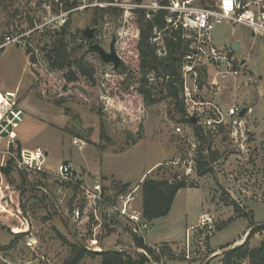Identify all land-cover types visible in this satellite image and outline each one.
Listing matches in <instances>:
<instances>
[{
  "label": "rangeland",
  "instance_id": "374dc122",
  "mask_svg": "<svg viewBox=\"0 0 264 264\" xmlns=\"http://www.w3.org/2000/svg\"><path fill=\"white\" fill-rule=\"evenodd\" d=\"M142 1L0 0V44L7 36L16 39L0 49V101L25 112L17 126L3 132L0 162L8 161L2 150L14 136L19 147L48 151L47 163L56 170L64 163L82 180L100 177L106 188L132 190V204L140 210L148 177L187 179L195 187L179 190L171 211L152 220L144 239L170 249L163 264H222L233 246L226 245L244 242L252 231L249 216L264 226V37L245 24H216L214 42L231 49L238 73L223 77L210 64L200 66L202 90L196 98L248 111L217 128L198 124L201 138L172 98L148 104L138 91L142 72L133 55L138 29L129 9ZM217 1L192 2L211 7ZM91 29L107 50L117 36L119 68L89 49L85 30ZM58 36H64L69 52L75 48L73 55H85L94 80L73 67L78 79L68 81V67L51 65L47 54ZM152 70L158 80H147L149 86L166 90L163 76ZM186 108L188 117L195 109L188 102ZM75 138L85 145L74 144ZM208 148L216 160L200 175L199 151ZM82 203L80 220L74 186L55 172L38 174L18 166L9 174L0 171V264H64L72 249L63 237L93 252L136 248L126 218L112 219L107 206L100 210L93 202ZM202 213L211 215L213 232L200 222ZM188 235L190 259L184 256ZM263 240L264 229L250 237L252 246ZM80 264H101V257L88 255Z\"/></svg>",
  "mask_w": 264,
  "mask_h": 264
},
{
  "label": "built area",
  "instance_id": "2783aa9c",
  "mask_svg": "<svg viewBox=\"0 0 264 264\" xmlns=\"http://www.w3.org/2000/svg\"><path fill=\"white\" fill-rule=\"evenodd\" d=\"M193 0H143L135 2L129 12L134 17V10L143 9L146 11V18H152L155 13L161 10H167L170 14H174L173 25L182 28V37L187 45V52L183 57L181 66V76L183 79V93L185 101L191 104L195 109L190 111L191 116L197 117L198 121L195 125H201L208 128H217L222 125L227 118H239L242 107L233 105L228 109H224L220 105L213 102H204L197 100V95L201 92L200 75L198 68L204 64L214 66L220 75L228 76V74L238 73L234 69L235 58L231 54L228 47L218 46L214 42L213 30L217 23L228 20L232 23L245 24L253 29L255 35L264 37V0H218L215 6H198L192 2ZM173 16L168 17L171 21ZM139 31L137 32L138 36ZM155 35L151 37V42H162V32L155 27ZM16 39L10 36L6 37L5 42L0 44V49L7 44L14 42ZM165 46L160 45L159 54H164ZM147 79L150 84L158 80L155 70L148 72ZM164 80V77H162ZM207 105V107H205ZM2 116L0 118V145L3 143V132H10L24 118V110L14 106H3ZM3 119V120H2ZM5 130V131H4ZM74 144L82 147L85 141L75 138ZM10 160L12 166H18L29 172L38 174L56 173L62 181L74 186L76 191V201L79 207L74 212L77 218L83 213V203H95L100 208L107 206L110 211V217L117 219L126 218L130 225L132 233L146 238V232L152 225V221L144 216L142 210L136 208L132 204V190L126 191L106 188L104 180L100 177L94 178L92 181L82 180L77 172L71 166L62 163L57 170L54 166L47 163V151L41 146L35 148L19 147L14 136H10L7 141L6 148L2 150ZM181 157L178 158V162ZM7 163V162H6ZM81 206V207H80ZM77 207V206H76ZM200 219L208 232H213L215 225L211 215L202 213ZM190 237L187 236V248L185 257H192L190 251ZM33 241L29 244L32 245ZM159 255L163 253V245L153 246ZM140 251H147L139 249ZM155 264L159 262L153 261ZM163 264V262H161Z\"/></svg>",
  "mask_w": 264,
  "mask_h": 264
},
{
  "label": "trees",
  "instance_id": "16d2710c",
  "mask_svg": "<svg viewBox=\"0 0 264 264\" xmlns=\"http://www.w3.org/2000/svg\"><path fill=\"white\" fill-rule=\"evenodd\" d=\"M98 9V7H97ZM132 22L136 25L139 33L135 39V61L140 62V71L142 77L138 86V91L148 104L158 103L159 101L172 98L176 110L184 116V119L190 123L187 117V108L183 93V79L181 76V66L183 57L187 52V45L182 37V28L173 25L175 15L170 14L167 10H161L154 14L152 18H146V11L143 9L134 10ZM173 16L171 21L168 17ZM155 27L162 33V42L153 43L151 37L155 35ZM134 45V44H133ZM160 45L165 46L164 54H159L158 48ZM75 48L69 52L64 36H58L52 45L50 53L47 54L48 59L52 60V66L57 69L68 67L65 77L68 81L78 79V72L73 70L76 67L81 75L88 79L94 80V67L89 65L85 59V55H73ZM150 69H156L164 77L166 90H154L147 82V72ZM193 124V123H192ZM193 126L197 129V136L201 137L198 125ZM201 159L198 161V173L204 175L210 169L208 163L216 160V156L210 150L206 149V153L199 151ZM200 162V163H199ZM11 162L7 161L5 165H0V171L9 174L11 171ZM24 171L21 173L23 174ZM127 186V185H125ZM186 187H195L189 183L187 179L168 178H153L145 179L142 186V212L145 217L151 221L155 218L167 215L172 208L175 197L180 189ZM15 195V194H14ZM16 200V199H15ZM237 209V207H236ZM250 226L252 231L247 235L244 242L241 244L230 243L226 246L233 245L226 250L223 255L222 264H237L245 259H249L252 264H264V240L256 246L250 243V237L253 233L262 231L263 225H256L252 216H249ZM72 249L71 255L67 258L64 264H80L81 261L88 255L101 257V264H147L150 261L161 262L162 258L170 253V249L163 246V253L159 255L154 247L150 246L144 237L133 233L134 249H117L109 248L102 249L99 252H93L84 246L69 242L65 239ZM144 249L148 254L139 249ZM137 249V250H136ZM185 259V258H183Z\"/></svg>",
  "mask_w": 264,
  "mask_h": 264
},
{
  "label": "water",
  "instance_id": "95a60500",
  "mask_svg": "<svg viewBox=\"0 0 264 264\" xmlns=\"http://www.w3.org/2000/svg\"><path fill=\"white\" fill-rule=\"evenodd\" d=\"M85 33L87 34V36L91 40L90 45H89V49L96 50L105 62L113 63L114 69L119 68V66L121 64V57L117 53V49H116L117 36L116 35L113 36L112 41L110 43V48H109V50H107L101 43L96 41L94 29H91L90 31L85 30ZM234 47L235 48L239 47V45L235 43ZM9 95L12 96L13 94L10 93ZM247 111H248V107L242 108V110L240 112V116L243 117ZM189 120L193 124H196L198 121L197 117H195V116L189 117ZM47 153H48V151H47ZM74 173L77 174V171L75 170Z\"/></svg>",
  "mask_w": 264,
  "mask_h": 264
},
{
  "label": "bare ground",
  "instance_id": "6f19581e",
  "mask_svg": "<svg viewBox=\"0 0 264 264\" xmlns=\"http://www.w3.org/2000/svg\"><path fill=\"white\" fill-rule=\"evenodd\" d=\"M5 105H7L6 100H1L0 101V118L2 116V111H3L2 107L5 106Z\"/></svg>",
  "mask_w": 264,
  "mask_h": 264
},
{
  "label": "crops",
  "instance_id": "0c3cea01",
  "mask_svg": "<svg viewBox=\"0 0 264 264\" xmlns=\"http://www.w3.org/2000/svg\"><path fill=\"white\" fill-rule=\"evenodd\" d=\"M7 159H8V157H7ZM5 162H7V160H6ZM5 162H4V163H1V162H0V164H5ZM146 240H147V238H146ZM242 241H243V240H240V239H239V240L236 241L235 243H236V244H237V243H241Z\"/></svg>",
  "mask_w": 264,
  "mask_h": 264
},
{
  "label": "flooded vegetation",
  "instance_id": "af4514ba",
  "mask_svg": "<svg viewBox=\"0 0 264 264\" xmlns=\"http://www.w3.org/2000/svg\"><path fill=\"white\" fill-rule=\"evenodd\" d=\"M90 42H91V40H90ZM117 43V42H116ZM116 49H117V47H116ZM117 53H118V51H117ZM119 54V53H118ZM120 56V55H119ZM121 57V56H120ZM121 61H122V58H121Z\"/></svg>",
  "mask_w": 264,
  "mask_h": 264
}]
</instances>
